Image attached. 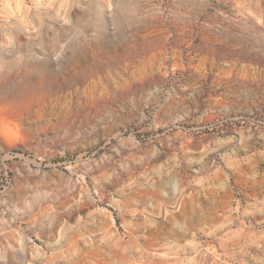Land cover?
<instances>
[{"label": "rangeland", "instance_id": "rangeland-1", "mask_svg": "<svg viewBox=\"0 0 264 264\" xmlns=\"http://www.w3.org/2000/svg\"><path fill=\"white\" fill-rule=\"evenodd\" d=\"M0 264H264V0H0Z\"/></svg>", "mask_w": 264, "mask_h": 264}]
</instances>
